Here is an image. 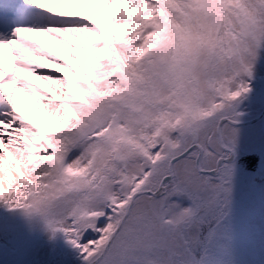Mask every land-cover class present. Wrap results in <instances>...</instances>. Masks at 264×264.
<instances>
[{"label": "snow or ice", "instance_id": "6c2138e0", "mask_svg": "<svg viewBox=\"0 0 264 264\" xmlns=\"http://www.w3.org/2000/svg\"><path fill=\"white\" fill-rule=\"evenodd\" d=\"M257 84L264 0H0V206L80 264H235Z\"/></svg>", "mask_w": 264, "mask_h": 264}, {"label": "rangeland", "instance_id": "374dc122", "mask_svg": "<svg viewBox=\"0 0 264 264\" xmlns=\"http://www.w3.org/2000/svg\"><path fill=\"white\" fill-rule=\"evenodd\" d=\"M255 87L251 103L245 106L250 111L247 120L264 106V89L259 84ZM21 102L34 120L42 121L27 98ZM241 128V151L259 149L264 154L261 124ZM231 223L236 235L235 264H264V172L248 175L241 170ZM50 237L39 218L30 220L21 209L8 211L0 206V264H80L63 237Z\"/></svg>", "mask_w": 264, "mask_h": 264}, {"label": "flooded vegetation", "instance_id": "af4514ba", "mask_svg": "<svg viewBox=\"0 0 264 264\" xmlns=\"http://www.w3.org/2000/svg\"><path fill=\"white\" fill-rule=\"evenodd\" d=\"M247 111L250 113L249 110H247ZM262 115H263L262 119L258 122V123L261 124V128H262L263 125H264V106L262 107V109L260 110V112L258 113L257 116H254V117H252L251 119H248V120H247V118H245L244 121L259 119ZM257 151L261 152L259 149L249 150V151H245V152L241 151V156H244V155L249 154V153L257 152ZM245 173H249V172H245ZM251 175H255V174L252 173Z\"/></svg>", "mask_w": 264, "mask_h": 264}, {"label": "water", "instance_id": "95a60500", "mask_svg": "<svg viewBox=\"0 0 264 264\" xmlns=\"http://www.w3.org/2000/svg\"><path fill=\"white\" fill-rule=\"evenodd\" d=\"M263 117V115L259 118V119H256L254 121H249V122H243V124L241 126H249V125H252V124H255L256 122H258L261 118ZM263 132H264V127H263ZM252 155H261L259 152H256V153H252ZM247 159V155L246 156H243L241 157V169L243 170H247V171H251L250 169L247 168L246 164L244 163V161ZM258 172V171H257Z\"/></svg>", "mask_w": 264, "mask_h": 264}, {"label": "bare ground", "instance_id": "6f19581e", "mask_svg": "<svg viewBox=\"0 0 264 264\" xmlns=\"http://www.w3.org/2000/svg\"><path fill=\"white\" fill-rule=\"evenodd\" d=\"M25 99H26V97H24L23 94H21V101L25 100Z\"/></svg>", "mask_w": 264, "mask_h": 264}]
</instances>
